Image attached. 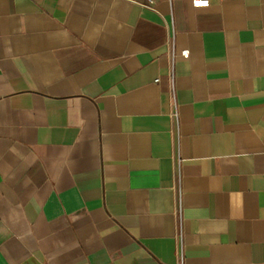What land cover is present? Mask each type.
<instances>
[{"label":"crops","instance_id":"0c3cea01","mask_svg":"<svg viewBox=\"0 0 264 264\" xmlns=\"http://www.w3.org/2000/svg\"><path fill=\"white\" fill-rule=\"evenodd\" d=\"M209 1L0 0V264H264V0Z\"/></svg>","mask_w":264,"mask_h":264},{"label":"built area","instance_id":"2783aa9c","mask_svg":"<svg viewBox=\"0 0 264 264\" xmlns=\"http://www.w3.org/2000/svg\"><path fill=\"white\" fill-rule=\"evenodd\" d=\"M210 4V1L209 0H193V5L195 7H206ZM182 55L184 57H189V51L186 50V51H183L182 52ZM171 90H172V93L174 94L175 92V83H174V74L172 73L171 74Z\"/></svg>","mask_w":264,"mask_h":264}]
</instances>
